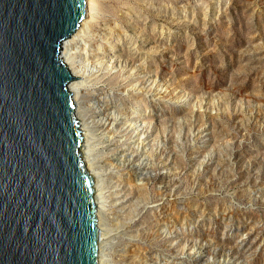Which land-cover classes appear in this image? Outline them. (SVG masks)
I'll return each instance as SVG.
<instances>
[{
    "label": "rangeland",
    "instance_id": "obj_1",
    "mask_svg": "<svg viewBox=\"0 0 264 264\" xmlns=\"http://www.w3.org/2000/svg\"><path fill=\"white\" fill-rule=\"evenodd\" d=\"M95 2L100 264H264V0Z\"/></svg>",
    "mask_w": 264,
    "mask_h": 264
},
{
    "label": "water",
    "instance_id": "obj_2",
    "mask_svg": "<svg viewBox=\"0 0 264 264\" xmlns=\"http://www.w3.org/2000/svg\"><path fill=\"white\" fill-rule=\"evenodd\" d=\"M87 0H0V264H99L95 179L62 62Z\"/></svg>",
    "mask_w": 264,
    "mask_h": 264
},
{
    "label": "bare ground",
    "instance_id": "obj_3",
    "mask_svg": "<svg viewBox=\"0 0 264 264\" xmlns=\"http://www.w3.org/2000/svg\"><path fill=\"white\" fill-rule=\"evenodd\" d=\"M87 8H88V17L81 23V26L77 29L75 33L72 34L68 39H66L63 43L62 50L60 53V58L62 62L68 67L69 71L75 78H80L78 80H73L70 85H69V91L73 94V101L74 104L76 105V117L80 121L79 123L81 124V130L84 133L85 128H89L90 123L86 119L85 115H83V112L80 111L81 107V102L79 100V93L80 90L83 87V83L85 82L86 79H93L97 80L101 76V72L104 70L103 67L99 65H94V63L91 65L90 69H87V66H84V62L79 60V56H77V46L81 44L83 41V37L86 36V32L88 29H90V25L95 22V19L97 17V8H96V2L95 0H87ZM120 58L122 56H119ZM105 57L102 59L104 60ZM113 59V58H111ZM111 62V61H110ZM128 63V60L126 61H121L120 66L126 67V64ZM130 63H133V66L135 65L134 59H131ZM125 64V66L123 65ZM86 67V68H85ZM118 67V65H116ZM119 73H122L121 70L118 71ZM103 73V72H102ZM105 74V73H104ZM81 80V82H80ZM87 81V80H86ZM155 81V80H154ZM117 84V83H116ZM81 99V98H80ZM109 118L101 124L102 127H105L107 121ZM116 120V119H111ZM146 123V122H145ZM109 124H112L111 121ZM144 124V123H143ZM109 126V125H108ZM149 128V127H148ZM84 137V143L82 147V152H83V159L86 164V168L88 169L89 173L91 176L95 179V199H96V204H97V218H98V227L101 229L100 225V213L101 210L99 209V194H98V188H97V175L91 170V166L89 164V155H87V147H86V141H85V135ZM102 231V230H101ZM102 232H101V237H100V243H99V259L100 255L102 254V243H103V238H102ZM101 261H99V264Z\"/></svg>",
    "mask_w": 264,
    "mask_h": 264
}]
</instances>
